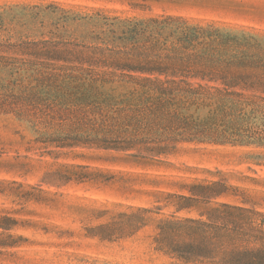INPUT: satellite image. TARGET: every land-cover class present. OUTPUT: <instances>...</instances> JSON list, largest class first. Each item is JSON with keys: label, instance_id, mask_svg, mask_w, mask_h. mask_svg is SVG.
<instances>
[{"label": "trees", "instance_id": "trees-1", "mask_svg": "<svg viewBox=\"0 0 264 264\" xmlns=\"http://www.w3.org/2000/svg\"><path fill=\"white\" fill-rule=\"evenodd\" d=\"M68 40L0 35V115L41 142L95 147L146 164L182 143L264 148V54L254 35L180 16H65ZM230 187L193 185L178 210ZM165 220L156 242L186 262L264 264V215L228 203Z\"/></svg>", "mask_w": 264, "mask_h": 264}, {"label": "rangeland", "instance_id": "rangeland-1", "mask_svg": "<svg viewBox=\"0 0 264 264\" xmlns=\"http://www.w3.org/2000/svg\"><path fill=\"white\" fill-rule=\"evenodd\" d=\"M180 16L254 35L264 54V0H0V35L68 40L74 14ZM0 115V264H201L160 249L165 220L205 219L217 203L264 215V148L182 143L141 164L127 153L58 148ZM225 182L211 204L178 210L193 185Z\"/></svg>", "mask_w": 264, "mask_h": 264}]
</instances>
